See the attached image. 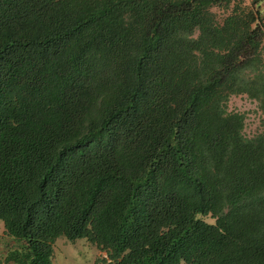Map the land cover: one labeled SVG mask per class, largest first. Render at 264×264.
I'll list each match as a JSON object with an SVG mask.
<instances>
[{"label":"trees","instance_id":"16d2710c","mask_svg":"<svg viewBox=\"0 0 264 264\" xmlns=\"http://www.w3.org/2000/svg\"><path fill=\"white\" fill-rule=\"evenodd\" d=\"M257 2L0 0L7 261L52 264L61 236L103 264H264Z\"/></svg>","mask_w":264,"mask_h":264},{"label":"rangeland","instance_id":"374dc122","mask_svg":"<svg viewBox=\"0 0 264 264\" xmlns=\"http://www.w3.org/2000/svg\"><path fill=\"white\" fill-rule=\"evenodd\" d=\"M228 111H237L244 116L243 133L251 135L257 131L261 117L255 102L245 95H230L226 102ZM206 222L212 223L209 215H198ZM105 252L88 243L84 238L68 241L64 237L56 238L53 244L52 264H103Z\"/></svg>","mask_w":264,"mask_h":264},{"label":"crops","instance_id":"0c3cea01","mask_svg":"<svg viewBox=\"0 0 264 264\" xmlns=\"http://www.w3.org/2000/svg\"><path fill=\"white\" fill-rule=\"evenodd\" d=\"M251 0H244L245 4H249ZM260 2V0H258ZM257 2V3H258ZM262 56L264 58V38L262 39ZM13 245V240L4 233L2 222L0 221V264H13L5 259L8 250Z\"/></svg>","mask_w":264,"mask_h":264},{"label":"built area","instance_id":"2783aa9c","mask_svg":"<svg viewBox=\"0 0 264 264\" xmlns=\"http://www.w3.org/2000/svg\"><path fill=\"white\" fill-rule=\"evenodd\" d=\"M259 6H260V9H261V14H260V21L261 23L264 24V0H260L259 2Z\"/></svg>","mask_w":264,"mask_h":264}]
</instances>
